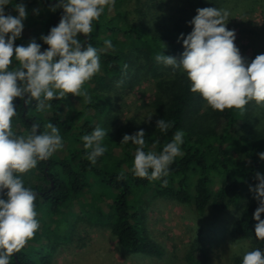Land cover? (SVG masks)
Segmentation results:
<instances>
[{
	"label": "trees",
	"instance_id": "16d2710c",
	"mask_svg": "<svg viewBox=\"0 0 264 264\" xmlns=\"http://www.w3.org/2000/svg\"><path fill=\"white\" fill-rule=\"evenodd\" d=\"M121 1L116 0L115 5ZM197 1L192 19L200 8L227 10L230 15L226 27L235 31L234 43L239 45L243 40L241 25L251 15V9L239 15L236 0ZM251 1L249 4L254 8L258 2ZM57 2L10 0L6 14L18 16L16 3H23L27 12L15 46H26L35 39L41 48L47 49L41 36L57 26L63 15L62 8L51 10ZM192 28L193 25L185 26L181 20L162 25L153 21L131 22L127 14L111 13L106 7L99 20L93 21V31L87 37V43L98 50L100 57V71L83 89L91 102L85 103L84 97L69 94L63 100L48 101L52 107L39 112L36 101L26 105L20 98L15 99L14 131L25 134L36 122L41 125L38 133L44 132V125L51 122L59 128L63 148L22 174L25 186L37 193L40 227L34 238L11 257V264H53V253L48 248L60 235L59 230L65 225L72 229L71 220L83 217L108 226L126 252L159 255L161 249L149 239L145 224L146 211L157 198L191 205L200 215L209 208L217 213L238 211V217L230 225L229 237L248 240L249 251L259 248L264 252V240L255 236L257 221L253 214L258 202L249 190L258 183L256 173L264 175V160L258 156L264 152V107L250 102L242 112L214 111L199 94L191 92L185 72L155 59L163 53L179 61L185 50L181 34L186 37ZM78 38L85 43L83 35ZM256 38L257 44L248 48V53L240 52L248 63L264 54V43L259 44V37ZM105 40H110L113 48H106ZM135 86H148L150 95L141 100L137 114L123 116L114 102V96L119 94L116 89ZM162 118L172 125L166 132L156 128L157 120ZM96 127L108 132L100 142L107 151L93 165L86 159L90 150L84 148L82 136ZM141 129L145 132L144 151L156 153L173 140L176 131L184 132L182 155L170 164L166 177L150 181L136 177L131 171L138 146L121 141L125 134L134 135ZM121 173L124 178L117 179ZM188 260L190 264H201L200 250L191 252Z\"/></svg>",
	"mask_w": 264,
	"mask_h": 264
},
{
	"label": "clouds",
	"instance_id": "9594fccd",
	"mask_svg": "<svg viewBox=\"0 0 264 264\" xmlns=\"http://www.w3.org/2000/svg\"><path fill=\"white\" fill-rule=\"evenodd\" d=\"M115 3L116 0H58L51 10L62 8L63 15L57 26L41 36L48 46L42 52L35 39L26 46H15L27 18L26 7L16 3L14 9L18 16H12L5 13L10 0H0V264H11V257L34 238L40 227L35 203L37 193L25 186L22 174L63 148L59 128L51 122L44 125V132L38 133L41 125L34 122L29 132L18 135L12 125L17 115L14 101L20 98L26 105L36 101L39 112L52 107L48 101L63 100L69 94L82 96L85 103H90L91 97L83 89L100 71V57L95 47L78 37H88L93 31V21L99 20L105 8L111 10ZM229 15L227 10L212 7L197 9V15L189 22L193 25L192 31L180 37L185 49L182 58L177 61L161 53L155 59L185 72L191 92L199 94L214 111L242 112L250 102L264 107V54L247 62L234 43L235 31L226 27ZM104 44L106 48H113L110 40ZM171 126L163 118L156 122L161 132ZM106 135V130L96 127L82 136L84 148L90 150L86 159L93 165L107 151L100 143ZM144 137L141 129L122 138L121 143L138 146L131 171L136 177L150 181L166 177L170 164L182 155L184 132L176 131L173 140L159 153L144 151ZM258 156L264 160V152ZM123 178V173L117 177ZM255 179L258 183L249 189L258 202L253 214L257 221L255 236L264 240V219H261L264 175L256 173ZM242 264H264V252L259 248L245 252Z\"/></svg>",
	"mask_w": 264,
	"mask_h": 264
},
{
	"label": "rangeland",
	"instance_id": "374dc122",
	"mask_svg": "<svg viewBox=\"0 0 264 264\" xmlns=\"http://www.w3.org/2000/svg\"><path fill=\"white\" fill-rule=\"evenodd\" d=\"M255 1L258 4L253 8L249 4L251 0H236L239 15L251 9V15L241 25L243 40L237 45L243 53H248V48L257 44L256 37H259V44L264 43V0ZM197 2L123 0L111 8V13H125L131 22L153 21L162 25L181 20L186 26L196 12L193 5ZM145 87L116 89L119 94L114 96V102L123 111V116L137 114L141 100L150 95L148 86ZM237 217L238 211L234 209L217 213L209 208L200 215L191 205L157 198L146 211L145 224L149 239L161 249L159 255L126 252L108 226L93 223L84 217L83 220H71L72 229L68 225L63 226L48 251L52 250L53 264H190L188 256L196 250L202 254L201 264H239L244 253L249 251L250 242L229 237L230 225Z\"/></svg>",
	"mask_w": 264,
	"mask_h": 264
},
{
	"label": "flooded vegetation",
	"instance_id": "af4514ba",
	"mask_svg": "<svg viewBox=\"0 0 264 264\" xmlns=\"http://www.w3.org/2000/svg\"><path fill=\"white\" fill-rule=\"evenodd\" d=\"M56 24V21H55ZM85 43H87V37H84ZM41 50H45L44 48H41Z\"/></svg>",
	"mask_w": 264,
	"mask_h": 264
}]
</instances>
